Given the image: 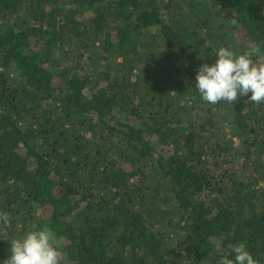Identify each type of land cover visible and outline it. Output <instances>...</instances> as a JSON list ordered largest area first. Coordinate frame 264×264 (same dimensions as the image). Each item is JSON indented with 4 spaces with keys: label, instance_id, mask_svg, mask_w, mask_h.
Returning a JSON list of instances; mask_svg holds the SVG:
<instances>
[{
    "label": "trees",
    "instance_id": "1",
    "mask_svg": "<svg viewBox=\"0 0 264 264\" xmlns=\"http://www.w3.org/2000/svg\"><path fill=\"white\" fill-rule=\"evenodd\" d=\"M221 46L264 53V0H0V261L35 224L61 264H264V103L195 88Z\"/></svg>",
    "mask_w": 264,
    "mask_h": 264
},
{
    "label": "clouds",
    "instance_id": "2",
    "mask_svg": "<svg viewBox=\"0 0 264 264\" xmlns=\"http://www.w3.org/2000/svg\"><path fill=\"white\" fill-rule=\"evenodd\" d=\"M261 54L260 46L242 54L224 46L216 49L215 63H203L196 74L195 88L201 98L211 104L222 100L232 103L251 93L252 102L264 103V62L253 59ZM0 222H10L7 213H0ZM61 239L51 228L34 224L32 230L10 241V255L0 264H61ZM233 253L234 258L221 256L216 264H260L246 242L234 245Z\"/></svg>",
    "mask_w": 264,
    "mask_h": 264
},
{
    "label": "rangeland",
    "instance_id": "3",
    "mask_svg": "<svg viewBox=\"0 0 264 264\" xmlns=\"http://www.w3.org/2000/svg\"><path fill=\"white\" fill-rule=\"evenodd\" d=\"M223 121H225V120H223ZM226 124H227V129H229L230 125H228V122L224 123V125H226ZM235 140H236V143H238V139H235Z\"/></svg>",
    "mask_w": 264,
    "mask_h": 264
}]
</instances>
